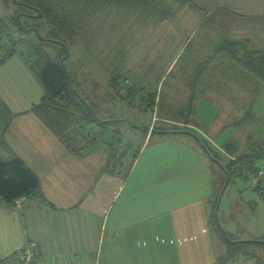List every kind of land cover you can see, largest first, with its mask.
Returning <instances> with one entry per match:
<instances>
[{"label":"crops","instance_id":"0c3cea01","mask_svg":"<svg viewBox=\"0 0 264 264\" xmlns=\"http://www.w3.org/2000/svg\"><path fill=\"white\" fill-rule=\"evenodd\" d=\"M136 4L146 7H138L133 15L147 22L154 35L150 37L152 46L181 35L172 57L169 54L165 58L167 69L185 57L183 70L193 72L194 65L205 61L209 46L217 44L223 34L231 39L248 38L252 49L264 50V0H137ZM217 7L234 16L218 10L216 13ZM160 25L166 28L159 36ZM88 32L86 27L83 35ZM14 57L0 64V100L13 115L2 138L37 176L43 200L26 198L21 208L0 206V264H23L22 253L32 243L37 253L31 264H202L211 258L213 264H219L225 245L209 224L212 175L184 173L180 165H171L163 173L105 172L109 152L98 151L101 146L90 148L81 140L70 139L69 144L58 140L28 111L40 101L43 88L27 63ZM216 71L202 76L196 88L198 96L212 99L213 93L223 94L224 86L233 85L229 90L235 93L223 95L228 104L233 101L230 114L238 112L224 127H240L235 122L249 111L250 93L236 84L240 78L222 81ZM253 111L256 119L247 120L244 151L249 137L264 144V136L255 127L264 125V105L255 109L254 104ZM155 113L158 115L154 110L153 116ZM163 120L192 129L177 118ZM229 141L225 144L235 142ZM168 153L176 160L183 158L184 164L188 158L196 160L202 169L205 162L211 163L198 144L188 143L184 149ZM0 154L8 157L4 150ZM222 156L224 163L230 159L224 149ZM172 192L181 194L184 203L172 204ZM156 193L163 195L158 204ZM164 213L168 216H162ZM214 245L221 251L213 253Z\"/></svg>","mask_w":264,"mask_h":264},{"label":"rangeland","instance_id":"374dc122","mask_svg":"<svg viewBox=\"0 0 264 264\" xmlns=\"http://www.w3.org/2000/svg\"><path fill=\"white\" fill-rule=\"evenodd\" d=\"M9 4L5 5L0 0V19L7 20L10 17L12 9ZM128 4L132 3L113 0L101 8L81 29L83 33L86 27L87 30L89 28L86 36L77 37L69 45V58L65 61V65L79 95L95 107L97 113V121L87 125L81 123L79 127L81 136L74 133L71 135V141L81 140L86 143L85 137L89 140L95 139L94 144L89 147L101 146L98 151L106 150L107 153L115 141L114 148L117 150L115 159L125 155L120 161H115V169L121 173L120 175L130 172L143 173L147 170L163 173L171 165L174 167L180 165L181 172L188 174L198 175L203 172L212 175V167L216 177L215 189L217 191L221 188L217 209L220 226L238 240L264 238V202L252 188L253 175L248 177L233 175L229 177L228 182L220 165L213 162L200 141V138L205 142L209 139L208 142L211 144H206L217 152L218 158L223 163L224 159L220 158L223 149L221 147L230 142L229 140L235 141L232 144L238 148V151H244L245 145L242 143L245 142L244 134L248 131L247 123H242L240 127L233 125L224 127L225 124L231 123L232 115L238 112L235 110L230 114L233 101L228 100L230 102L228 104L223 95L224 92L226 95L235 93L234 90H229L233 85L224 86L223 94L213 93L212 99L198 96V89L191 88L188 82L192 77L191 70L189 68L187 71L183 70L185 57L177 63L173 62L169 69L166 68L165 58L169 54L172 57L175 51L174 44L179 41L180 33L178 37H168L155 44V47L152 46L150 37L154 35L146 26L147 22L136 19L133 15L137 11L132 12V10L137 7H132L130 12L123 7ZM138 7L145 9V6ZM165 28L159 26V36ZM36 38L34 34L29 36L31 41H36ZM83 39L87 40V43ZM16 49L14 58L29 59L30 49L27 45L18 44ZM185 55L189 54L186 52ZM220 65L227 71L230 69L223 61ZM216 73L218 74V71ZM113 76L118 80L116 87H112L109 83ZM224 76H230V79H227L229 82L235 74L231 71V74ZM220 78L223 81L224 78ZM153 98H156L155 111L158 112V115L155 113L154 116L151 105ZM218 100L221 102L220 106L217 104ZM254 104L255 109H260L264 105V94H261ZM227 114L229 118H226ZM183 116L186 117L184 126H191L192 129L186 127L184 129L180 123L172 124L173 122L163 120L178 119ZM150 124L153 126L155 124L154 128L157 131L172 130L170 128L175 126L178 129L172 132L179 133L170 131L152 133L151 128L146 129ZM255 127L256 132L264 136V125L260 123ZM82 129L87 130L89 134L82 133ZM254 130L252 129V134ZM114 136L117 138L115 139ZM129 143L130 147H128ZM188 143L201 146L210 157L211 163L205 162L202 169L198 162L191 158H188L185 165L183 158L176 160L169 157V153L166 155L171 149H184ZM187 150L190 154L189 147ZM134 154L136 156H133ZM173 154L175 156V153ZM255 165L260 171L259 179L264 183V158L257 160ZM171 197L172 204L184 203L179 193L172 192ZM154 198L158 204L163 199V195L156 193ZM191 198L190 196L188 200ZM162 216H168V213ZM212 251L216 254L221 249L214 245ZM251 260L248 264H252ZM212 261V258L209 261L206 259L202 264H213ZM105 264H113V262L107 261ZM123 264L130 263L123 262Z\"/></svg>","mask_w":264,"mask_h":264},{"label":"trees","instance_id":"16d2710c","mask_svg":"<svg viewBox=\"0 0 264 264\" xmlns=\"http://www.w3.org/2000/svg\"><path fill=\"white\" fill-rule=\"evenodd\" d=\"M2 1L5 5L10 3L12 12L7 20L0 19V64L16 54L18 44L29 47L30 57L28 60L24 59V61L32 74L41 83L43 94L40 101L32 105L28 111L34 114L55 138L69 144L72 134L76 133L81 136V133H79L81 123L87 125L90 122L97 121L95 107L79 95L65 65V61L69 58V45L77 37L82 38L84 36L81 29L88 19L96 15L101 8L113 0ZM120 1L132 3L123 5L128 12L132 7H137L132 12L137 10L140 5L136 4L137 0ZM182 1L186 2V0ZM214 10L234 16V14L220 7ZM208 17L209 15H207ZM31 34L36 35V41L29 39ZM205 58V61L201 64L194 65L193 63L192 77L189 80L191 88L196 89L200 85L202 76L207 74L210 76L211 71L214 73L218 70L223 78L230 77L224 75H229L232 71L236 76V80L241 79L236 84L241 89L244 88L251 96L249 111L245 113L244 117L237 120L235 125H242L243 122L248 123L247 120L254 121L256 119L253 111L255 100L264 93V50L252 49L248 38L231 39L223 34L220 35L217 44L209 46L208 55ZM222 61L224 65L230 68L228 71L221 68L220 63ZM213 62L215 63L213 64ZM117 82V77L113 76L110 85L116 87ZM151 105L154 111L156 98L152 99ZM12 118L13 115L0 100V152L4 150L8 154L7 158L0 154V206H13L15 200L19 198L40 197L43 200L37 176L23 160L13 154L9 145L2 138L8 130ZM178 119L179 122L186 123L185 116ZM150 128L152 133H162V131L155 130L154 126H148L146 129L150 130ZM170 129L172 130L166 131L172 132L178 128L172 126ZM114 138L117 137L114 136ZM84 140L89 145L94 144L95 141V139L89 140L86 137ZM200 141L211 159L220 165V169L228 182L230 181L229 177L233 175L248 177L260 172L255 162L264 158V144L255 142L251 137L248 138L246 149L241 154H238L237 147L234 144L224 145L225 153L230 156L226 163L220 161L217 152L212 150L206 144L207 142L201 138ZM114 144L115 141L111 144L107 166L104 170L107 173H115V161L118 162L125 156L121 155L120 159H115L117 150L114 148ZM130 145L129 143L128 147ZM133 156H136V154ZM215 184L216 177L212 170L211 186L213 193L210 200L209 224L225 245V250L219 257L218 263L248 264L252 259V264H264V238L238 240L220 226L217 218V207L221 188L216 191ZM252 188L260 200L264 202V183L261 179L258 178L257 184L252 185Z\"/></svg>","mask_w":264,"mask_h":264},{"label":"built area","instance_id":"2783aa9c","mask_svg":"<svg viewBox=\"0 0 264 264\" xmlns=\"http://www.w3.org/2000/svg\"><path fill=\"white\" fill-rule=\"evenodd\" d=\"M81 132L84 133L85 135L89 134V132L87 130H85V129H82ZM91 134H92V132H91ZM259 174H260V172H258L257 174H255L252 177V185L253 186L257 184V181H258V178H259ZM25 201H26V198L16 199L15 202H14V206L16 208H21ZM36 253H37V248H36L35 244L32 243L30 246H27L26 249L23 251L22 256H21L22 263L23 264H31V260H32V258H34Z\"/></svg>","mask_w":264,"mask_h":264},{"label":"water","instance_id":"95a60500","mask_svg":"<svg viewBox=\"0 0 264 264\" xmlns=\"http://www.w3.org/2000/svg\"><path fill=\"white\" fill-rule=\"evenodd\" d=\"M13 2H16L15 0H13ZM39 17H40V14L38 15ZM217 209H218V207H217ZM215 214H216V211H215Z\"/></svg>","mask_w":264,"mask_h":264}]
</instances>
